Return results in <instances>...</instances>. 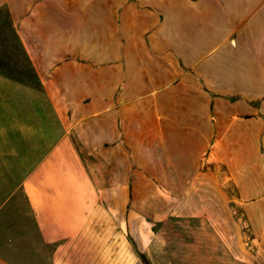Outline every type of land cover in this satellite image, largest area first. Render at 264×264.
Here are the masks:
<instances>
[{
    "label": "crops",
    "instance_id": "1",
    "mask_svg": "<svg viewBox=\"0 0 264 264\" xmlns=\"http://www.w3.org/2000/svg\"><path fill=\"white\" fill-rule=\"evenodd\" d=\"M0 34V264H106L111 196L209 148L264 264V0H0Z\"/></svg>",
    "mask_w": 264,
    "mask_h": 264
},
{
    "label": "rangeland",
    "instance_id": "2",
    "mask_svg": "<svg viewBox=\"0 0 264 264\" xmlns=\"http://www.w3.org/2000/svg\"><path fill=\"white\" fill-rule=\"evenodd\" d=\"M23 58L19 39L0 34V62ZM85 166L80 163L82 172L88 171ZM200 166L197 176L184 188L173 180L167 186L164 180L163 185H167L160 183L161 188L153 191V180L144 178L139 193L134 184L126 196H111L110 226L88 228L90 237L111 236V244L106 243L111 258L105 259L106 264H252L249 254L257 253L259 247L252 240L246 213L227 170L217 166L210 148L202 154ZM86 198L91 202L90 196L82 195L85 205ZM86 213V218H92V213ZM91 244L89 241L84 246ZM95 246L93 252H103L104 244ZM93 255L80 258L79 264H104L97 259L99 254Z\"/></svg>",
    "mask_w": 264,
    "mask_h": 264
}]
</instances>
